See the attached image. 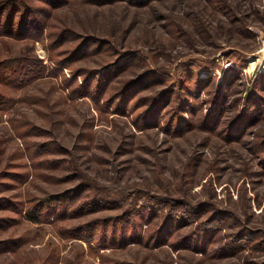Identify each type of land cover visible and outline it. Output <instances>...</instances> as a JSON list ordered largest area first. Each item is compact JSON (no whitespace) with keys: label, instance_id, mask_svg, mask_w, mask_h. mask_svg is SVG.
<instances>
[{"label":"rangeland","instance_id":"rangeland-1","mask_svg":"<svg viewBox=\"0 0 264 264\" xmlns=\"http://www.w3.org/2000/svg\"><path fill=\"white\" fill-rule=\"evenodd\" d=\"M0 264H264V0H0Z\"/></svg>","mask_w":264,"mask_h":264},{"label":"trees","instance_id":"trees-1","mask_svg":"<svg viewBox=\"0 0 264 264\" xmlns=\"http://www.w3.org/2000/svg\"><path fill=\"white\" fill-rule=\"evenodd\" d=\"M9 27H10V29H11V26L10 25H8ZM12 30V29H11Z\"/></svg>","mask_w":264,"mask_h":264}]
</instances>
